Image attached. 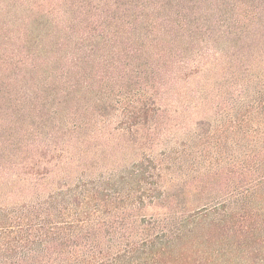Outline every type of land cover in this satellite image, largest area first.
I'll return each mask as SVG.
<instances>
[{"label":"trees","instance_id":"obj_1","mask_svg":"<svg viewBox=\"0 0 264 264\" xmlns=\"http://www.w3.org/2000/svg\"><path fill=\"white\" fill-rule=\"evenodd\" d=\"M254 244L264 0H0V264H231Z\"/></svg>","mask_w":264,"mask_h":264},{"label":"rangeland","instance_id":"obj_2","mask_svg":"<svg viewBox=\"0 0 264 264\" xmlns=\"http://www.w3.org/2000/svg\"><path fill=\"white\" fill-rule=\"evenodd\" d=\"M251 242L246 241L243 247V252L245 255L248 253V250L251 249L250 247ZM252 255L251 257H242V253L240 251H236L234 253L235 258L232 260L231 264H264V244H254L252 245ZM251 259V260H249Z\"/></svg>","mask_w":264,"mask_h":264}]
</instances>
